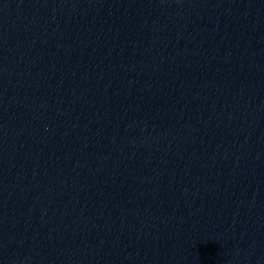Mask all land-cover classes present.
Returning a JSON list of instances; mask_svg holds the SVG:
<instances>
[{
  "label": "water",
  "instance_id": "obj_1",
  "mask_svg": "<svg viewBox=\"0 0 264 264\" xmlns=\"http://www.w3.org/2000/svg\"><path fill=\"white\" fill-rule=\"evenodd\" d=\"M0 264H264V0H0Z\"/></svg>",
  "mask_w": 264,
  "mask_h": 264
}]
</instances>
